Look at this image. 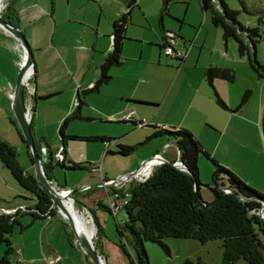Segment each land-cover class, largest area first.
<instances>
[{"label": "crops", "instance_id": "0c3cea01", "mask_svg": "<svg viewBox=\"0 0 264 264\" xmlns=\"http://www.w3.org/2000/svg\"><path fill=\"white\" fill-rule=\"evenodd\" d=\"M113 1L116 2L115 7H111V2ZM2 3V12L6 7L10 8L18 18V25L28 37L34 52L35 65L30 83L35 93L26 94V100L30 107L29 115H31L34 137L36 140H51L52 138L57 145L58 151V148L63 145V139L62 136L58 137L56 133L60 132L66 118L77 110V100L80 93L92 87L99 78L101 64L113 49L112 34L114 22L128 11V0H2ZM137 6L140 7V3L135 5L133 10ZM162 7L160 10V25L164 33L162 40H160L157 59H161L164 52L163 47H161V45H164L165 32L167 30L164 24V16L171 13L169 10V13H165L161 20ZM179 17L181 19H179V32L176 34V48H189V53L184 60L168 57L173 61L171 62L173 64H170L173 68V79L169 80L165 77V80L159 81L162 78L159 72L154 74L160 77L158 80L153 79L154 75L150 78L144 77V73L140 78L139 75L132 76L129 70V61L123 58L121 64L111 68V80L102 85L98 91L87 94L86 103L80 109L81 118L74 119L71 122H93V124L100 122L113 127L114 131L108 134L87 135L108 136L117 139L116 143L109 146L108 152H105V144L99 142L98 146L101 153L97 150L90 156V159L94 161V163L91 162L93 164V172L97 171L96 173H98L100 169L97 170V168H101L99 171L101 174L98 173V175L100 174L102 180L103 178L117 179L124 174L135 171L145 161L159 153L166 158L167 162L174 161L176 156H178L176 141L171 140V138L167 140L166 137H162L164 135L162 134L156 136L161 138L157 139V145L147 152H138L126 159L120 157L123 154L121 153L122 146L138 144L139 148L147 143V138L149 137L144 140L143 138H137L134 141L128 140L127 136L134 131L132 127H138L131 120L121 119L123 115L129 112H133L134 121L145 120L148 122L147 126L138 128L154 126L156 128L155 131L181 127L188 128L196 135L209 153H215L214 157H217L220 163L231 167V164H228L225 158H219L216 155L217 152L213 150L212 145L215 144L217 147V143L222 142L226 136V132L222 130L232 126L235 116L245 115L244 109L247 108L246 105L249 101L240 111H235L234 109L241 102L233 108V103L236 99V86L234 85L236 76L233 81L217 78L214 81L215 88L209 84L206 77L208 67L216 65L213 64L214 62L220 60L218 64L222 65L221 67L229 65V62H223L220 58V53L215 58L211 56L208 59L206 50L209 49L211 52L212 47L220 50L228 49L229 39L226 40L224 38L222 29L216 35L215 45L217 46H212L209 43V16L204 17V19L199 18L191 21L193 25H189L188 30H185V27L183 28L187 23L185 15ZM194 24L198 25L194 26ZM169 25L170 22L168 23ZM169 29V31L174 30L172 27ZM127 38L123 42V56L126 54ZM23 57L24 50L17 38L0 27V131H4L5 134L2 137L15 146L24 143L20 135V129L14 127L15 122L11 118L15 113L14 96ZM140 57L142 60L143 53ZM143 61L145 62V60ZM184 77H188L189 93L186 96L180 95L184 97L182 99L184 101L178 102L176 100L179 97L178 91H175L174 88L178 84V80ZM219 86L228 88L226 96L220 92ZM216 92L221 97L223 96L224 101L226 100L227 108H223L218 104ZM233 93L235 96L232 100ZM252 120L257 124V117L252 118ZM71 123H68L67 127ZM209 129L216 130L215 133L220 136L211 135ZM152 130L147 129L153 134L155 131ZM49 132H51L50 135ZM75 133L72 132L71 135H77ZM233 134L239 135V128H234ZM72 142L83 145L79 146ZM88 142L68 138L66 140L65 163L70 164L72 162V155L73 157L86 155L87 151L89 152V147L85 144L89 145ZM169 143H171V146L165 149V146ZM38 147L41 150L46 146L40 144ZM49 148L52 156L54 153L53 147L49 146ZM76 148L82 150V154L76 152ZM41 157L43 162L49 161V158L46 159L43 155ZM205 162L207 161H204L200 156V168L203 167ZM32 167L33 165L31 169ZM253 171L254 169H252ZM242 177L247 183H251L264 191V188L255 183L253 179ZM127 187L125 186V189ZM104 189L106 190V196L105 198L102 197V201L106 204L107 189ZM1 197L0 199H4ZM6 200L5 198V202L11 203V201ZM21 205L23 204L15 202L9 207L0 206L15 208ZM99 207L104 209L101 205ZM98 215L100 218L99 223L103 228V224H107L108 216L100 209L98 210ZM116 216L118 217V214ZM54 219L56 218L47 219L49 222L46 223L45 221H40L39 224L42 228L40 242L35 239L29 244L26 242L21 243L22 248H19L18 252H21L23 258H18L20 260L17 262L18 264H22V261L24 262L23 264H72L73 260L78 259H72L70 249L60 248L53 242L58 232L61 236L67 232L65 225L61 221H55ZM67 239L69 240L68 233ZM117 239L118 237L114 240L113 245V249L117 253L116 261L112 262L108 256L105 258L103 254L99 253L107 264H131L128 256L126 255V259L116 249V246H118L116 244ZM79 258L83 257L80 256ZM85 260L87 258L84 259V264H88Z\"/></svg>", "mask_w": 264, "mask_h": 264}, {"label": "rangeland", "instance_id": "374dc122", "mask_svg": "<svg viewBox=\"0 0 264 264\" xmlns=\"http://www.w3.org/2000/svg\"><path fill=\"white\" fill-rule=\"evenodd\" d=\"M139 3L140 7L137 6L133 10L132 18L129 22V27L127 30L128 40L126 42L127 49L126 54H124L123 58L129 61L128 65L132 76L139 75L140 78L144 73V77L150 78L154 74H157V72H159V74L162 76L159 81L165 80V77L169 80L173 79V68L170 66V64H173L171 63L173 61L166 57L164 55V52L161 59H157L160 49V40H162V35L164 33L160 25V10L162 7V0H139ZM226 3L229 8L237 11V23H234V21L231 20L230 23L236 27L237 34L247 46V49L244 53H241L240 43L232 35L228 40V49L224 48L223 50H220L212 47L211 52L209 49L206 50V56L208 59L211 56L215 58L217 54L220 53V58L223 60V62H229V65L225 66L231 67L235 70L236 81L234 85L236 86V99L234 100L233 108H235L239 104L244 92L247 89H250L252 91V95L249 99L248 104L246 105L247 108L244 109L245 115L241 114V116H235V120L232 123V126L222 130L226 132V136L223 138L222 142L217 143V147L215 146V144L212 146L214 148L213 150L217 152L216 155L219 158H225L226 162L228 164H231V167H227L238 174L244 181L245 179L242 176L253 179L255 183L264 188V75L261 76L251 66V59L255 63V58L261 65L264 66V0H226ZM115 5V1L111 2V7H115ZM215 7L219 8V5L216 4ZM169 10L171 12L170 15L167 14L164 16V24L167 29L165 34L169 32L170 27L174 29H171L173 31L170 32H173L175 34L179 32V19H181V17L178 18V16L183 17L185 15V20L187 22L186 25L183 26V28L185 27V30L189 29V25H193L191 21L197 20L199 18L204 19V17L209 16V43L212 46H217L215 45L216 35L218 32H220V30H222V28L220 26H216L212 22L211 11H208L207 13L204 12L202 7V0H171ZM169 22L170 25L168 26ZM197 25L198 24H194V26ZM241 25L244 27L243 30L240 29ZM250 36H252V38L256 40L255 45L250 39ZM142 53L143 59L141 60L140 56L142 55ZM154 57H156V59H154ZM143 60H145V62ZM218 62H220V60L214 62L213 64L222 66L218 64ZM262 71L264 73V70ZM159 78L160 77L158 75L153 76L154 80H158ZM219 88L220 92H222L224 96L228 94V88L226 86H219ZM174 90L178 91L179 97H177L176 100L178 102H183L184 100L182 99L184 97L180 95L186 96L189 93L188 77L179 79L178 84H176ZM234 96L235 95L233 93L232 100ZM90 112H92V110H90ZM254 117H257V124L252 120V118ZM11 118L15 122L14 127L19 128L20 131L23 132L22 126L16 116V113H14ZM72 121H70L69 123H71ZM138 127H132V130L134 131L127 136L129 141H134L137 138H143L144 140L152 134L150 131H147V129H153L152 131H155L156 129L154 126L146 128ZM112 128L113 127L111 125L100 122L93 124V122L80 121L71 123L69 127L66 128V134L71 135L72 132H76L75 134L80 136L103 135L108 134L109 132H113L114 129ZM234 128H239V135L233 134ZM209 131L211 135L220 136L218 133H215L216 130L214 129H209ZM4 134V131H0L1 138H3L2 136H4ZM50 134L51 132H49V135ZM56 135H58V137H61L59 131L56 133ZM162 137H166L167 140L169 138H171V140H174L173 137H170V135L168 134H164L162 135ZM160 138L161 137H153L152 139L147 141V143L141 145L139 148H137V150L133 151L132 154H122L120 157L126 159L130 158L132 155L138 152H147L153 146L157 145V139ZM99 142L101 141H89V145L85 144L87 145V147H89V152L87 151L86 155H77V157H73L72 155V162L81 163L83 165V167L80 168H72L63 167L61 164H56L57 161L55 160L54 153H56L57 151V145L55 144V142H53L52 138L51 140H37L38 145L43 144V146H46L45 148H42L40 150V155L45 156L46 159L49 158V161H44L43 163H49L51 161L52 156L50 155L49 146L53 147L54 166L51 171L53 184L58 188H67L73 191L72 196L75 199L76 209L79 210V213L84 214L89 224L95 228V235H93L92 239L93 241H95L94 243H96L97 247L99 248V252H101L105 258L106 256H108L110 261L114 262L117 260V253L113 249L114 240L116 239V237H120L117 236V225H120V227L124 230L128 216L124 209L118 212L117 217L113 212H109L108 210H104L99 207V202L102 201V197L105 198L106 196V190L104 188H100V185L103 182L102 178L100 177V170L97 169L99 170V175L98 173H96L97 171L93 172V164L91 162L94 163V161L90 159V156H92L93 152H96L98 150L101 153V150L98 146ZM72 143H75L79 146L83 145L77 142ZM16 148L19 162L27 170L36 174L35 161H33L34 157L27 143H21L19 146H16ZM116 148L118 147L116 146ZM76 152L82 154V150H79L77 148ZM210 153L212 155L214 154L213 157L215 156V153ZM201 158L204 159V161H207L205 162L203 167L200 168L199 165L200 179L204 184L201 187V194L203 199L210 202L213 200L214 195L211 189V185H213L212 173L214 165L211 160L205 155H201ZM214 158L217 159V157ZM31 164L33 165L32 169ZM252 169H254L253 172ZM248 184L264 193V191L260 190L253 184ZM87 185H89V187L86 188ZM17 193L19 194L17 195ZM0 196H2L1 198H6L7 200L11 201V203H7L4 201V199H0V205H5L8 207L10 205H13L15 202L22 203L25 207H31L35 203L34 195L18 184L11 171L3 164L1 160ZM99 209L100 211L106 213V215L108 216L107 224H103L105 228L103 227V230L100 232L98 231L96 221L93 217H97L100 221L98 215ZM58 216L63 218L59 212ZM58 216L55 217V221H61ZM19 220L20 222H17L14 225V230L9 236L12 241L13 247L15 248V251L9 255L10 261L6 264H18L17 262L20 261L18 260V258H23L21 252H18L19 248H22L21 243L26 242L27 244H29V242L35 239H38L40 242L42 228L40 227L39 223L40 221H45V223L49 222L46 218L34 219L33 215L30 213L20 214ZM70 230L73 232L71 227L67 228L66 234L62 236L58 232V235L53 239V242L60 246V248L70 249L72 253V259L78 258L77 260H73L72 264H84L83 261L87 258V256L77 243L74 232V241L70 242L67 239V233L69 235V232H71ZM125 233L126 236H128L127 232ZM99 239L100 244L98 243ZM163 241L167 245L168 250L162 247L158 242H153L150 240L145 241V247L149 255L150 264H184L186 260H191L195 263L201 260L203 264H221L223 259L222 239H215L210 240L206 243H202L197 239L169 237L165 238ZM116 247L119 253L127 259L126 254L122 251L121 247L119 245ZM128 249L132 256L135 257V251L133 250L131 244H129ZM5 251L6 244L4 243L0 247V258L5 255ZM80 256H82L83 258L80 259ZM85 261L86 263L88 262V264L93 263L89 257ZM23 263L24 262L22 261V264ZM241 263L250 264L245 259L241 260Z\"/></svg>", "mask_w": 264, "mask_h": 264}, {"label": "trees", "instance_id": "16d2710c", "mask_svg": "<svg viewBox=\"0 0 264 264\" xmlns=\"http://www.w3.org/2000/svg\"><path fill=\"white\" fill-rule=\"evenodd\" d=\"M170 1L163 0L161 20L165 13H169ZM216 4L219 5V8L215 7ZM128 5V11L114 22L112 34L113 49L101 64L99 78L92 87L80 93L77 110L70 114L61 126L60 134L63 139L65 154L67 152L66 140L68 138L101 141L104 144L113 140L117 141V139L108 136L67 135L65 128L70 121L81 118L80 109L86 103L87 94L98 91L102 85L108 83L112 77L111 68L121 64L123 60V42L127 37L128 24L132 18L133 7L139 5V0H128ZM202 7L206 13L211 11L212 22L223 29L224 38L228 40L233 35L240 43L241 53H244L247 46L239 38L236 27L230 23V20L237 23V11L229 8L226 0H202ZM1 14L4 20L19 26L18 18L10 8L6 7ZM240 29L243 30L244 27L241 25ZM250 39L255 45L256 40L252 36H250ZM161 47L164 46L161 45ZM254 60L255 63L251 59V66L263 76L262 70H264V66L256 58ZM235 76L236 73L233 68L217 65L209 66L206 72L207 80L213 88H215L214 81L217 78L233 81ZM216 93L218 104L223 108H227V103L218 92ZM251 95L252 91L247 89L240 104L234 110L240 111L249 101ZM134 120L131 121H133L135 126H138V122ZM162 134H168L173 137L180 150V159L190 171L187 172L175 166V159L156 166L146 181L133 182L127 187L126 191L129 194V198L124 210L128 219L124 230L120 225H117L118 236L120 237L117 239L116 244L128 256L130 263L150 264L149 255L145 247L146 240L158 242L168 250L163 240L174 237L197 239L202 243L222 239L223 259L221 264H242L241 260L243 259L250 264H264V218L259 213L260 209L264 208V193L248 184L230 168L221 164L204 148L196 135L188 128L156 130L152 136L147 138V141ZM20 135L22 140L27 143L23 132H20ZM35 143L39 150L36 139ZM137 148L138 144L124 145L121 153L129 155ZM201 155L209 158L214 165L212 173L213 185H211L214 197L210 202L203 199L201 194V187L204 185L200 179L199 158ZM0 160L11 171L18 184L30 191L35 198L34 205L26 207V210H19L13 215H0V247L4 243L6 244L5 255L0 258V264H6L10 261L9 255L15 251L9 236L14 230V225L20 222L19 215L30 213L34 219H49V215L52 218L58 216V210L50 195L40 186L36 174L27 170L19 162L16 146L1 137ZM56 164L72 168L83 167L81 163L75 162H70L67 165L65 162L57 161ZM44 166L49 178L52 180L53 155L51 161L44 163ZM226 188H230L231 192H225L224 189ZM58 189L67 190V188ZM126 191L124 189L121 190L123 195ZM99 204L104 209L111 211L103 201ZM93 217L98 231H102L103 228L98 218ZM59 218L66 228H70L69 223L65 219ZM125 232H127L128 236H126ZM68 236L69 241L73 242L74 234L72 231L69 232ZM98 243L100 244V239ZM129 244L135 251V257L129 252ZM95 247L99 250L96 243ZM184 264H203V262L199 260L195 263L191 260H186Z\"/></svg>", "mask_w": 264, "mask_h": 264}, {"label": "water", "instance_id": "95a60500", "mask_svg": "<svg viewBox=\"0 0 264 264\" xmlns=\"http://www.w3.org/2000/svg\"><path fill=\"white\" fill-rule=\"evenodd\" d=\"M2 0H0V27L5 29L7 32L14 35L17 40L20 42L23 50H24V57L23 62L20 66V70L18 73L17 85L15 90L14 96V110L16 116L22 126L23 135L27 141V144L30 148V151L34 157L35 161V171H36V178L40 184V186L50 195L52 201L57 207L58 212L62 215V217L69 223L71 229L73 230L77 243L84 251V253L91 259L94 264H107L105 259L96 249L93 240L89 237L80 236L76 230V227L73 223L72 215L67 208V204L65 199H63L60 194L66 192V197H72L73 191L70 189L67 190H60L54 184L53 181L49 178L42 157L39 153V150L35 143V137L32 130L31 125V118H29L28 110H27V100H26V81L28 70L35 65V58L34 52L31 48L30 42L25 34V32L21 29V27L12 24L2 17ZM146 161L143 163L145 164ZM183 170L189 172V168L185 165ZM76 207V205H75ZM79 210L77 209V212ZM264 218V215H261Z\"/></svg>", "mask_w": 264, "mask_h": 264}, {"label": "built area", "instance_id": "2783aa9c", "mask_svg": "<svg viewBox=\"0 0 264 264\" xmlns=\"http://www.w3.org/2000/svg\"><path fill=\"white\" fill-rule=\"evenodd\" d=\"M3 9V5L2 8ZM176 43H177V35L173 32H168L165 35V41H164V55L167 57H175L180 60H184L187 58L188 53H189V48H184V49H178L176 48ZM33 76V72L27 77L26 81V93L34 94V89L31 86L30 80ZM27 104V110L28 114H30V107L29 104ZM78 104V100H77ZM123 120H133L135 119L133 116V112H129L125 115L122 116ZM148 122L145 120L138 121V126L142 127L147 125ZM116 140L106 142V149L105 152H107L109 146L112 143H116ZM171 146V143L167 144L165 146V149H168ZM55 160L59 162H66V154H65V149L64 146L62 145L58 151L54 155ZM166 161V158L161 154H156L154 157L151 159H148L145 164H143L139 169L135 171H131L130 173L124 174L120 176L117 179H105L103 178V182L101 183L100 187L106 188L107 189V202L106 204L108 205L109 209L111 212H113L115 215L118 214L122 209H124L125 205L128 202V192L125 189V186H129L133 182H143L146 181L150 175L152 174L154 168ZM174 165L177 166L179 169L183 170L185 164L184 162L180 159V150L178 148V156L177 159L174 162ZM150 166L149 171L144 172L143 170ZM100 169L101 168H97ZM124 187V188H123ZM125 190V194L123 195L121 190ZM225 192L229 193L231 192L230 188L224 189ZM19 210H26V207L24 205L15 207V208H5V207H0V215H13ZM260 215H264V208L262 207L259 211ZM49 219H52V216L49 215Z\"/></svg>", "mask_w": 264, "mask_h": 264}, {"label": "bare ground", "instance_id": "6f19581e", "mask_svg": "<svg viewBox=\"0 0 264 264\" xmlns=\"http://www.w3.org/2000/svg\"><path fill=\"white\" fill-rule=\"evenodd\" d=\"M33 69L34 68L31 67L28 70L27 77L33 72ZM29 118H31L30 115H29ZM149 169H150V166L145 168L143 171L146 172V171H149ZM65 195H66V192L65 193L63 192V193L60 194V196L63 199H65V202L67 204V208H68L69 212L72 215V219H73L72 221H73V223H74V225L76 227V230H77L78 234L80 236L89 237V238L92 239L93 235H95L94 234L95 233V228L89 224V222H88L87 218L84 216V214L79 213V211L77 212V209L75 207V202L72 199V197L67 198Z\"/></svg>", "mask_w": 264, "mask_h": 264}]
</instances>
